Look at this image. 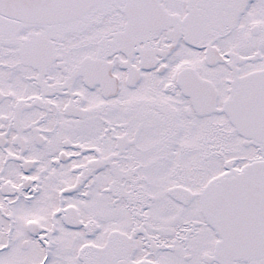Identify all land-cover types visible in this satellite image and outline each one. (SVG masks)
<instances>
[{
  "label": "snow or ice",
  "instance_id": "1",
  "mask_svg": "<svg viewBox=\"0 0 264 264\" xmlns=\"http://www.w3.org/2000/svg\"><path fill=\"white\" fill-rule=\"evenodd\" d=\"M0 264H264V0H0Z\"/></svg>",
  "mask_w": 264,
  "mask_h": 264
}]
</instances>
